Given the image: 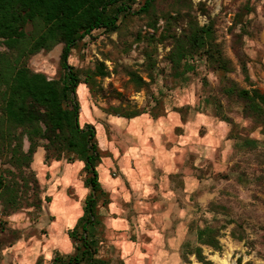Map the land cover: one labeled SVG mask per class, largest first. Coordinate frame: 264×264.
Returning a JSON list of instances; mask_svg holds the SVG:
<instances>
[{
  "label": "rangeland",
  "instance_id": "obj_1",
  "mask_svg": "<svg viewBox=\"0 0 264 264\" xmlns=\"http://www.w3.org/2000/svg\"><path fill=\"white\" fill-rule=\"evenodd\" d=\"M174 1L158 0V15L176 16ZM192 3L198 23L213 26L229 71L196 55L194 69L176 76L166 58L172 39L148 42L154 30L145 15L125 18L119 34L94 31L69 58L91 86L77 90L80 124L96 127L103 154L97 166L104 190L97 201L102 224L94 234L99 254L112 264H201L192 254L199 245L215 264H220L215 256L226 264H264V125L226 90L235 84L264 92V0ZM187 23L177 20L174 31L181 35ZM164 25L160 16L157 38ZM62 47L31 55L28 66L59 78ZM145 52H152V61ZM100 63L109 75H94ZM130 71L142 81L133 80ZM132 113L141 114L129 117ZM28 146L25 140L24 149ZM83 167L82 161L60 160V182L54 179L60 185L58 252L64 256L75 252L67 233L84 215L91 192ZM43 168L36 153L22 170L0 157L6 179L19 184L17 203L6 206L0 197L8 237L47 231L50 197L40 181L41 171L48 172ZM51 176L56 178L55 172ZM207 225L220 229L221 251L199 243L198 229Z\"/></svg>",
  "mask_w": 264,
  "mask_h": 264
},
{
  "label": "trees",
  "instance_id": "obj_2",
  "mask_svg": "<svg viewBox=\"0 0 264 264\" xmlns=\"http://www.w3.org/2000/svg\"><path fill=\"white\" fill-rule=\"evenodd\" d=\"M157 3L158 0H0V157H8L14 168L22 170L30 167L35 153L42 147L48 162L82 161L83 169L89 174L85 186L91 192L86 198L84 215L68 231L75 252L57 255L52 264H112L109 258L99 254V242L94 234L102 224L97 201L104 190L97 166L103 154L96 127L90 123L80 124L81 102L77 90L81 84H87L90 90L91 86L69 62L78 43L94 31L119 34L125 18L145 15L149 19L147 27L154 30L149 33L148 42L172 39L166 58L176 76L194 69L191 60L196 55H206L225 72L230 69L221 46L215 42L213 26H201L191 14L192 0L174 1L172 8L176 16L171 12L158 15ZM183 9L186 12H182ZM160 16L165 19V25L157 38ZM184 18H187V26L178 35L174 31L175 22ZM59 44L63 45L59 78H50L28 66L31 55L51 51ZM145 56L152 61V52H145ZM243 69L246 70L245 65ZM109 73L104 63L94 71L95 76L101 77ZM129 75L137 82L142 81L135 71H130ZM226 90L244 103L248 116L264 125V92L257 88L242 89L235 84L228 85ZM140 114L132 113L129 117ZM25 140L29 142L27 150ZM18 185L15 180L8 181L0 169V197L6 206L9 202L17 203ZM197 235L200 244L222 250L218 227L199 228ZM192 254L201 264H215L204 254L201 245L195 247Z\"/></svg>",
  "mask_w": 264,
  "mask_h": 264
},
{
  "label": "crops",
  "instance_id": "obj_3",
  "mask_svg": "<svg viewBox=\"0 0 264 264\" xmlns=\"http://www.w3.org/2000/svg\"><path fill=\"white\" fill-rule=\"evenodd\" d=\"M37 155L39 163L44 166L43 169H47L48 171L47 173L43 171L40 173L42 188L46 190V194L50 197L47 203V215L49 217V219H46V221L49 220L47 231L42 234H37L35 237H30L22 233L21 235H16L17 238L14 239L15 235L8 237L7 231H2L1 229L0 264H52L54 258L60 255V252H58L60 250L61 238L59 224L60 185L57 181L54 182V179H59L58 181L60 182V178H58L60 175V160L45 163V156L42 150H38L36 152ZM52 171L55 172L56 178L53 176L48 177ZM17 209L13 208L12 212L18 211ZM5 219L6 215L4 214L3 221ZM77 219H75L74 225ZM68 238L72 242L70 236ZM65 239L67 238L63 236L61 242H64Z\"/></svg>",
  "mask_w": 264,
  "mask_h": 264
},
{
  "label": "built area",
  "instance_id": "obj_4",
  "mask_svg": "<svg viewBox=\"0 0 264 264\" xmlns=\"http://www.w3.org/2000/svg\"><path fill=\"white\" fill-rule=\"evenodd\" d=\"M3 219H4V212H3V209L0 207V233L2 229Z\"/></svg>",
  "mask_w": 264,
  "mask_h": 264
},
{
  "label": "bare ground",
  "instance_id": "obj_5",
  "mask_svg": "<svg viewBox=\"0 0 264 264\" xmlns=\"http://www.w3.org/2000/svg\"><path fill=\"white\" fill-rule=\"evenodd\" d=\"M214 258H216V260H218L220 262V264H226L225 261H221L220 259H217V257L215 256Z\"/></svg>",
  "mask_w": 264,
  "mask_h": 264
}]
</instances>
